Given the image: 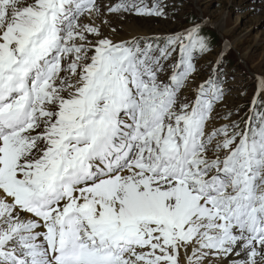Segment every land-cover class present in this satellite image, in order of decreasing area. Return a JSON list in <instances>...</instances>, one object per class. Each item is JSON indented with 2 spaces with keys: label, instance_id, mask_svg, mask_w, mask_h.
<instances>
[{
  "label": "snow or ice",
  "instance_id": "6c2138e0",
  "mask_svg": "<svg viewBox=\"0 0 264 264\" xmlns=\"http://www.w3.org/2000/svg\"><path fill=\"white\" fill-rule=\"evenodd\" d=\"M183 6L0 0V264H264V72Z\"/></svg>",
  "mask_w": 264,
  "mask_h": 264
},
{
  "label": "rangeland",
  "instance_id": "374dc122",
  "mask_svg": "<svg viewBox=\"0 0 264 264\" xmlns=\"http://www.w3.org/2000/svg\"><path fill=\"white\" fill-rule=\"evenodd\" d=\"M167 2L179 4L181 0ZM183 3L175 17L176 22L159 18H133L130 21L150 33L178 29L186 23V15L204 16L210 18L213 25L222 24L224 32L221 34L213 28L212 34L218 45L221 39L235 43L228 65L235 69L233 88L246 89L244 96L234 91L228 103L232 107L243 105L242 112L247 111L257 91L256 80H249L247 74L264 72V0H183ZM241 60L243 63L239 62Z\"/></svg>",
  "mask_w": 264,
  "mask_h": 264
},
{
  "label": "bare ground",
  "instance_id": "6f19581e",
  "mask_svg": "<svg viewBox=\"0 0 264 264\" xmlns=\"http://www.w3.org/2000/svg\"><path fill=\"white\" fill-rule=\"evenodd\" d=\"M129 23L132 24V25H135V27H136L137 29L142 30L141 27H140L139 25H137L133 20L130 21ZM142 31H143V30H142ZM143 32H145V31H143Z\"/></svg>",
  "mask_w": 264,
  "mask_h": 264
}]
</instances>
